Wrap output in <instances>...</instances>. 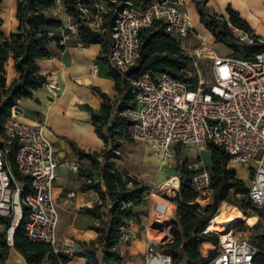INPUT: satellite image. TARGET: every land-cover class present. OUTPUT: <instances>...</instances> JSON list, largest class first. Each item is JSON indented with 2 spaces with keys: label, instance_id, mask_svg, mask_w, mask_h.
I'll return each instance as SVG.
<instances>
[{
  "label": "built area",
  "instance_id": "built-area-1",
  "mask_svg": "<svg viewBox=\"0 0 264 264\" xmlns=\"http://www.w3.org/2000/svg\"><path fill=\"white\" fill-rule=\"evenodd\" d=\"M104 3L103 0L93 2L89 9L79 6L84 23L96 33L104 30ZM60 14H65V8L62 0H56L54 15ZM156 21L162 22L165 31L176 40L193 32L190 15L180 0H155L145 9L126 7L118 13L111 33L108 58L111 68L125 72L136 63L140 53V32ZM231 32L240 45L258 43L251 32L234 28ZM74 33L72 21L64 24L58 33L59 45L66 46L70 34ZM201 46L202 55L211 61L209 83L199 76L197 86L191 89L187 83L167 73L155 77L144 73L131 81L135 108L124 112L133 122L131 137L136 142L148 143L170 169L176 168L177 146L204 149L208 143L226 152L228 167L252 163L247 198L254 206L264 208V51L243 59L219 56L203 40ZM44 86L54 94L59 91L53 76L46 78ZM45 129L41 121L35 124L21 122L15 106L0 126V217L8 223L5 238L9 246H12L14 231L25 220L26 237L33 242L50 244L56 251L58 213L52 190L58 179V164ZM11 160L17 174L28 179V191H25L24 183L15 178ZM188 168L194 172L192 188L201 196L210 197L208 170L199 168L196 163L189 164ZM172 180L176 181L175 187L170 184ZM178 185L175 174L158 191L167 187L165 189L174 196ZM153 216L154 225L146 229L143 262L171 264V257L160 252L158 247L172 239L174 211L167 203L157 201ZM132 222L127 221L120 228L118 242L111 247L122 260L125 258L123 248L131 242ZM208 224L202 233L206 236L213 233L217 241L201 244L203 264H264V245L258 247L237 237L230 226L207 231ZM64 247L63 253L72 257L71 244L65 242Z\"/></svg>",
  "mask_w": 264,
  "mask_h": 264
},
{
  "label": "trees",
  "instance_id": "trees-1",
  "mask_svg": "<svg viewBox=\"0 0 264 264\" xmlns=\"http://www.w3.org/2000/svg\"><path fill=\"white\" fill-rule=\"evenodd\" d=\"M2 0H0L1 3ZM100 0H62L65 14L75 26L77 40L84 45L99 44V59L106 65V73L112 79L115 95L95 89L101 102L97 110L88 105L82 108L89 114L94 133L102 141L100 152H85L70 143L74 153L89 162L91 169L82 171L86 180L84 190H93L99 196V202L86 213L98 224L92 225L97 233L90 244H80L74 256L83 258L85 264H122V259L111 251L119 239L120 228L127 222H138L133 207L141 205L149 194L150 187L134 176L120 174L115 162L121 158L118 149L123 143H132L130 134L132 121L124 112L135 108L134 96L131 93V81L144 73L153 77L167 73L194 89L198 83L197 75H190L194 61L181 49L179 40L165 31L164 24L156 21L140 32V53L136 63L121 72L111 68L108 62L112 45L111 33L118 13L126 7L147 8L148 0H103L105 3L104 30L96 33L84 23L79 6L91 8L93 2ZM201 24L209 31L215 42L230 41L242 48L231 56L248 59L264 51V47L240 45L236 42L231 29L252 32L248 24L240 19L239 14L227 8V20L223 16L210 14L206 1L194 0ZM56 0H15L14 17L16 30L5 35L2 32L3 19L0 16V126L10 114L12 107L21 100L29 99L34 92L41 89L46 77L40 74L38 61L51 56L50 45L59 49L58 33L63 29L62 20L54 15ZM67 33L69 31L65 30ZM50 34H54L50 36ZM258 39L257 36H254ZM11 58L17 77L8 85L5 77V65ZM210 174V203L205 206L194 205L201 197L191 186L194 172L188 168L190 162L180 158V149L176 147V175L178 190L174 196L175 221L171 227L172 239L158 247V250L171 257V264H203L204 259L200 246L206 241L216 243L217 237L206 236L202 232L210 222L214 206L220 202H232L244 216L257 215L254 226L256 236L254 245H264V208L254 206L247 198V185L237 178L232 167H228L229 157L220 147L208 143ZM11 168L15 178L25 184L29 190L27 178L17 174L13 160ZM97 181V182H96ZM130 184V187H128ZM111 205V207H108ZM25 213V208H23ZM24 221L16 228L12 246L6 243L5 231L0 233V264H5L10 248L16 250L25 264H67L69 257L55 251L47 243L33 242L26 237ZM0 224L7 228V221L0 217Z\"/></svg>",
  "mask_w": 264,
  "mask_h": 264
},
{
  "label": "crops",
  "instance_id": "crops-1",
  "mask_svg": "<svg viewBox=\"0 0 264 264\" xmlns=\"http://www.w3.org/2000/svg\"><path fill=\"white\" fill-rule=\"evenodd\" d=\"M148 1L151 4L155 0ZM180 1L184 5L187 1L192 2V0ZM2 2L3 0L0 6ZM208 4L210 3L207 1L206 7ZM211 4L214 6L216 15L225 16L224 1L221 0L219 4L214 0ZM14 9L15 0L11 4V28H7L6 32L3 29L5 26L3 20L2 32L5 35L16 30ZM2 15L0 7V16L3 19ZM69 22L71 20H66V23ZM252 32L255 35L253 30ZM79 43L81 42L76 36L70 34L63 49L52 44L50 45L51 56L38 61L40 74L46 78L55 77L59 86L58 92L54 94L43 86L34 92L31 98L21 100L15 106L21 122L35 124L41 121L46 127L45 134L53 145L54 158L58 164V179L52 190V198L58 213L56 251L63 253L66 242L71 244L73 254L80 249V244L88 245L97 237V233L91 229V226L97 225L98 222L89 216L86 210L93 208L99 202V196L93 190L83 189L86 180L81 176V172L91 169V166L87 160L80 159L74 153L70 143L85 152H100L103 149L102 141L94 133L89 114L82 106L88 105L94 110L99 108L101 100L95 89L111 98L115 95L113 81L106 73V65L99 59L100 45L78 46ZM5 77L8 85L17 77L11 58L5 65ZM133 142L137 145L125 142L118 149L121 158L115 162L117 171L122 175L134 176L149 187L163 182L166 175L164 170L165 168L170 170V168L158 155L154 154L148 143ZM74 166L77 167L76 170L73 169ZM173 170L175 175L176 168ZM70 193L74 196L70 197ZM155 197L158 196L148 195L141 205L133 207V212L139 221L132 222L130 227L131 242L123 248L125 258L122 263L124 264H144L141 258L146 249V229L154 225L153 209L157 202ZM173 199L170 205L174 211ZM13 252L18 253L11 247L5 264H9ZM67 264H85V261L73 255L69 257Z\"/></svg>",
  "mask_w": 264,
  "mask_h": 264
},
{
  "label": "rangeland",
  "instance_id": "rangeland-1",
  "mask_svg": "<svg viewBox=\"0 0 264 264\" xmlns=\"http://www.w3.org/2000/svg\"><path fill=\"white\" fill-rule=\"evenodd\" d=\"M194 0L187 1L186 2V8L190 15L191 23H192V30L193 32L190 33L187 36L180 37L179 41L181 43V47L183 52L188 55L192 60L194 61L193 69L189 72L190 75H197L198 77L204 81V82H210V68H211V61L204 57L201 53V40L207 45L212 51H214L217 55L223 56V55H232L237 51V54H239L238 51H242V48L239 47L236 43L230 42V41H219L215 42L212 35L209 33V31L201 24L199 20V15L196 11L195 2ZM200 1V0H199ZM204 1V0H202ZM208 1L207 7L209 9L210 14H216L214 13V6L212 1L214 0H205ZM225 2V8L223 10L225 19L228 18L227 15V8H230V10L236 12L239 14L240 19L245 21L248 26L255 32V35L258 38L257 46L264 47V0H222ZM13 0H3L1 4V9L3 13V20L5 23V26L3 27L4 31L6 32L7 28H11L10 26V20L12 18L11 13V4ZM218 2L221 4V0H215V3ZM11 15V18H10ZM63 24H66V20H70V18L66 14H60L58 16ZM227 20V19H226ZM196 54H199L197 56ZM131 144L137 145V143L132 142ZM180 158L181 159H187L190 164L196 163L199 168H205L207 165H209V152L206 150V147L204 149H198L193 146H185L180 147ZM254 165L252 163L250 164H237L233 166V169L235 170L237 174V178L241 181H243L246 185L249 183L251 179V171L250 169ZM174 170L173 169H167L165 168L164 173L166 174L163 178V182H160L159 184L150 187L149 194L153 192L158 197H155L154 199L159 202L167 203L170 207V201L174 198L171 192H169L167 187H164L161 191H158L159 188L162 185H165L171 177L174 176ZM148 194V195H149ZM210 197L208 196H201L197 201L194 203V205L199 206H205L206 204L210 203ZM232 209L237 210L240 214L237 219L231 221L230 227L232 228L234 234L237 237H241L244 239L249 240L252 242V238L256 236V231L254 229V226L258 220L257 215H249L244 216V214L238 210L236 205L232 202H220L217 205L214 206L213 209V216L225 214L230 212ZM173 210V209H172ZM226 223L220 224L218 226V229H222ZM6 231L5 226H0V232ZM211 237H214L215 235L212 233L210 234ZM143 260V258H141ZM9 264H25L24 259L16 252H13L10 256Z\"/></svg>",
  "mask_w": 264,
  "mask_h": 264
},
{
  "label": "bare ground",
  "instance_id": "bare-ground-1",
  "mask_svg": "<svg viewBox=\"0 0 264 264\" xmlns=\"http://www.w3.org/2000/svg\"><path fill=\"white\" fill-rule=\"evenodd\" d=\"M170 184H172L175 187L176 181L172 180ZM239 214L240 213L237 210L232 209L228 213L213 216L208 224L207 231L221 230L218 229V226H220V224L226 223L230 225L231 221L237 219Z\"/></svg>",
  "mask_w": 264,
  "mask_h": 264
},
{
  "label": "water",
  "instance_id": "water-1",
  "mask_svg": "<svg viewBox=\"0 0 264 264\" xmlns=\"http://www.w3.org/2000/svg\"><path fill=\"white\" fill-rule=\"evenodd\" d=\"M230 225H228V224H225V227H229Z\"/></svg>",
  "mask_w": 264,
  "mask_h": 264
}]
</instances>
